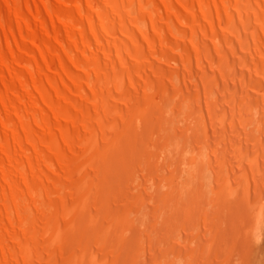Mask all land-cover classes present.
I'll return each mask as SVG.
<instances>
[{"label": "bare ground", "instance_id": "6f19581e", "mask_svg": "<svg viewBox=\"0 0 264 264\" xmlns=\"http://www.w3.org/2000/svg\"><path fill=\"white\" fill-rule=\"evenodd\" d=\"M262 216L264 0H0V264H239Z\"/></svg>", "mask_w": 264, "mask_h": 264}, {"label": "rangeland", "instance_id": "374dc122", "mask_svg": "<svg viewBox=\"0 0 264 264\" xmlns=\"http://www.w3.org/2000/svg\"><path fill=\"white\" fill-rule=\"evenodd\" d=\"M151 123H152V121H151ZM143 128H144V126H143ZM145 140L148 141V135H140L139 133L138 134H134V133L131 134V137L127 141V144L123 147L124 149L128 150V153H129V156H128L129 162H128V164L129 165L131 164V162L133 163V159L134 158L138 161L143 156L144 149L148 145L147 141H145ZM138 144H140V145H138ZM119 163H121V162H119ZM200 186H199L200 187V191L198 193H200V192L202 193L203 192L202 188H204V181L200 182ZM222 186H223L222 184L218 185V188L220 187L219 188L220 190L217 189V191L222 193L224 188H225L224 186H223L224 188ZM200 206L201 207L203 206L202 203H198L197 204L198 209L201 208ZM188 207H189V200H185L183 202V208L187 209ZM260 218H259L260 219L259 223L256 225L257 228H255L254 231H248L247 233L244 232L245 236L241 237L242 240H240V242H239L240 245L237 247L240 250H237L238 254H236V255H238V257L241 256L242 257L241 259L243 261L240 260L239 264H264V216H262ZM180 219H181L180 217L177 218L176 222L174 224H177L178 223L177 221H180ZM252 237H253V240L250 239ZM249 240H251V241H249ZM241 251L243 252V254H242ZM244 251H246V252H244Z\"/></svg>", "mask_w": 264, "mask_h": 264}]
</instances>
